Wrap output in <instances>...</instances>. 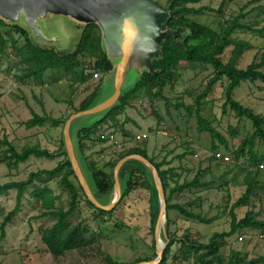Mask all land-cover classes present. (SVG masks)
Masks as SVG:
<instances>
[{"label":"rangeland","instance_id":"rangeland-1","mask_svg":"<svg viewBox=\"0 0 264 264\" xmlns=\"http://www.w3.org/2000/svg\"><path fill=\"white\" fill-rule=\"evenodd\" d=\"M149 1L165 10L170 0ZM221 2L222 0H202L189 7L217 11ZM237 17H241V22L250 24L257 30L263 29L264 0H232L225 4L221 13L203 11L199 15L188 16L190 20L216 32L220 31L226 21ZM41 26L46 37L57 38L54 49L64 54L74 51L83 27L69 19L53 16L47 17ZM14 27L0 26V37L5 41L4 48L0 51V140L7 138L18 151L26 146H38L53 153L54 157H32L15 169L0 164V185L24 181L30 173L52 170L66 159L62 153L65 121L77 113L80 105L95 89L102 86L104 78L99 73H93L86 83L77 85L72 84L63 71H47L41 80H21L25 65L14 50L11 40L16 42L15 48H22L25 40ZM17 27L23 28L29 34L24 26ZM31 37L41 47L46 45L34 39L33 35ZM233 38L249 42L252 46V50L245 53L241 60L243 68L258 59L264 48V35L236 31ZM178 74L179 81L176 85L164 89V99H155L142 90L137 93L117 121L105 127L103 134L107 142H87L85 156L110 174L113 172L110 164L118 161L121 154L134 146L143 145L149 158L155 163H169L162 169L175 168L176 173L181 175L180 182L192 180L198 170H203L202 180L210 184L208 188L175 195L172 204H180L208 219L216 218L215 221L211 225H201L171 211L170 224L167 229L166 224L164 225L163 232L165 230L167 235L177 239L187 234L192 239L207 244L214 233L229 231L228 211L246 190L245 176L250 171L249 161L244 157L236 160L233 155L242 142L253 134L254 128L249 120H238L230 111L226 115L222 114L226 83H217L200 107L201 115L223 136L227 144L225 148L216 142L219 149L213 150L210 136L198 129L194 113L195 101L206 89L213 69L209 66H188L182 63ZM234 99L251 108L254 113L264 115V83H243L235 91ZM32 111L58 120V124L54 126L46 123L42 127L26 129L23 123L31 118ZM97 119L99 116L79 119L72 125V135L75 128L88 126ZM141 134H145L147 138L139 142L135 136ZM5 150L6 147L0 146V160ZM254 150L257 154H261L263 150L258 140ZM217 152L231 155V162L223 164L217 161ZM71 180L78 182L73 177ZM120 181L124 184L126 175L121 176ZM257 182L258 186L246 205L235 210L239 219L252 212L258 215L259 220L264 221V173H259ZM48 185L60 198L57 207L68 210L67 192L58 181H52ZM32 191L33 187H30L24 196L21 212L5 227L3 239L0 230V264H106V256L123 264H134L138 259H153L154 234L151 232L149 194L146 191H136L129 195L112 216L103 218L82 199L68 222L73 226L82 224L87 227L95 243L57 258L47 252L41 239L42 231L51 227L56 220L41 216L39 205L31 197ZM109 200V197L103 199L104 203ZM15 201V191L0 196V211L8 214L14 208ZM3 220L4 217H0V226ZM262 234L260 230L242 229L227 240L222 253L227 255L233 249L248 254L250 258L264 256V238L260 237ZM161 240L164 242L162 236ZM179 248L180 244L176 243L171 257L179 258ZM169 264H178V261L170 259Z\"/></svg>","mask_w":264,"mask_h":264},{"label":"trees","instance_id":"trees-1","mask_svg":"<svg viewBox=\"0 0 264 264\" xmlns=\"http://www.w3.org/2000/svg\"><path fill=\"white\" fill-rule=\"evenodd\" d=\"M201 1H169L172 18L167 28L173 30L186 28L190 34L186 38H183V36L179 38L169 37L165 42L160 43L163 58L153 62L154 69L158 73L156 75H150L147 72L143 73L135 87L120 97L119 103L113 107L101 122L89 129L80 130L78 134L79 148L94 183V196L98 200L107 198L111 194L114 185L113 172L110 174L106 173L95 162L90 161L85 156L86 143L98 142L99 144H105L107 142L103 134L105 127L117 121L124 109L130 105V100L136 98L137 93L141 90L155 99H164V89L166 87L173 88L179 81L178 71L182 63L188 66L211 67L213 74L206 84V89L195 101L196 109L194 113L197 126L200 132L207 133L210 136L213 142V150L217 151L219 149L215 145L216 142L227 148L223 136L200 113L202 101L212 93L217 83L225 81L222 114L226 115L227 111H230L238 120L243 118L249 120L254 128L253 134L242 142L237 152L233 155L236 160L244 157L249 161L250 171L245 176L246 190L228 211L230 218L229 231L214 233L207 244H202L187 234L181 239L170 237L164 230V234L162 233L161 236L166 246L162 259L158 264H169L170 259L177 260L178 264L189 263L190 261L193 264H264V256L250 258L248 254H242L233 249H230L227 255L222 253V249L227 245V240L242 229L252 228L260 230L264 234V221L259 220L257 214L249 212L239 219L235 213L236 209L246 205L252 196V192L258 186L257 178L259 173H264L256 169L259 163L264 162V115L254 113L251 108L245 107L234 99L235 91L243 83H264V48L259 57H257L258 59L253 60L243 68L241 60L245 53L252 50V46L249 42L233 38V34L236 31L251 32L263 36L264 28L257 30L250 24L241 22V16L226 21L221 26L220 31L216 32L208 26L190 20L188 16L199 15L203 11L221 13L225 4L232 0H222L217 11H213L211 8L189 7L190 5L199 4ZM0 26L9 25L0 20ZM13 29L25 40V45L22 48H15L16 42L11 40L14 50L18 53L23 65H25V72L21 80L29 78L41 80L47 71L52 73L63 71L65 75L69 76L72 84L81 85L86 83L93 73L105 76L113 68L107 54L103 51L101 31L97 25L83 26L74 51L68 54H59L53 49L37 47L32 44L26 30L17 26ZM4 45L5 41L0 37V51L3 50ZM99 89H95L83 101L77 112L83 111L90 106ZM46 123H52L56 126L58 120L47 115L40 116L32 111L31 118L24 122L23 126L26 129H34L42 127ZM256 140L262 145L261 154H257L254 150ZM0 146L6 147L0 164L6 165L9 169L17 168L19 164L27 162L32 157L38 159H52L54 157L53 153L38 146H26L21 151H18L7 138L0 140ZM64 155L66 156L65 153ZM130 155H140L146 158L158 171L166 200L167 220L165 229L170 224L169 212L171 211H175L183 218L196 221L201 225H211L215 221L216 218L208 219L205 216L194 213L192 210L186 209L180 204H172L175 195H180L185 191L208 188L210 184L202 180L203 170H198L192 180L180 182L181 175L176 173L175 168L162 169L169 163H155L152 158H149L145 146H134L121 154L118 161ZM118 161L110 164L112 169H114ZM125 175L126 181L122 198L110 212L97 209L87 200L78 182L71 180V177L75 178V176L70 163L66 159L59 162L52 170L30 173L24 181L8 182L0 185V196L10 191H15L16 193L14 208L6 215L3 211H0V217H4L0 226L1 238L5 237V227L11 224L21 212L24 196L30 187H33L31 197L39 205L42 211L41 216L52 217L56 220L51 227L44 229L41 233L42 243L46 246L47 252L55 258L61 257L67 252L83 250L95 243L94 237L89 234L87 227L82 224L73 226L68 222V218L77 211L82 199L87 206L94 209L103 218L112 216L129 195L136 191H146L149 194L151 232L154 234L159 213V202L152 177L149 171L136 161L128 162L122 167L120 177ZM52 181H58L59 185L69 195L68 210L57 207L60 198L48 185ZM176 243L180 244L179 258L171 257L172 248ZM152 247L155 250L153 259H138L134 264L154 260L156 257L155 239L152 241ZM104 260L106 264H123L107 256Z\"/></svg>","mask_w":264,"mask_h":264},{"label":"water","instance_id":"water-1","mask_svg":"<svg viewBox=\"0 0 264 264\" xmlns=\"http://www.w3.org/2000/svg\"><path fill=\"white\" fill-rule=\"evenodd\" d=\"M62 17L77 24L97 25L101 31L103 51L107 54L113 68L104 76L103 84L88 108L71 115L64 124L63 150L66 161L83 190L87 200L97 209L110 212L120 202L124 184L120 181L122 167L131 161L142 164L150 173L158 194L159 213L154 229L156 257L152 261L137 264H158L163 255L166 243L161 235L167 220L166 200L157 169L146 158L130 155L119 160L113 169L114 185L110 200L104 203L94 196V183L87 168L84 156L79 148V131L89 129L101 122L119 103L120 97L135 87L142 74L147 72L156 75L153 62L163 58L160 43L169 37L186 38L190 32L186 28L176 30L167 28L172 18L170 6L162 9L149 0H0V20L9 26L22 25L45 46L53 49L58 40L46 37L42 32V23L47 17ZM79 39V38H78ZM78 42V41H77ZM49 47V48H47ZM68 54V53H65ZM99 116L88 126L75 128L72 125L81 118ZM107 197V198H108Z\"/></svg>","mask_w":264,"mask_h":264},{"label":"built area","instance_id":"built-area-1","mask_svg":"<svg viewBox=\"0 0 264 264\" xmlns=\"http://www.w3.org/2000/svg\"><path fill=\"white\" fill-rule=\"evenodd\" d=\"M97 76V74L95 75ZM147 138V136L145 134H141V135H137L135 136V139L139 142L145 140ZM231 158L232 156L231 155H227V154H222V153H219L217 152L216 155H215V159L223 164H228L229 162H231ZM257 170L261 171V172H264V162H261L257 165L256 167ZM262 239L264 238V234H262L260 236ZM240 240H242V238H240Z\"/></svg>","mask_w":264,"mask_h":264},{"label":"bare ground","instance_id":"bare-ground-1","mask_svg":"<svg viewBox=\"0 0 264 264\" xmlns=\"http://www.w3.org/2000/svg\"><path fill=\"white\" fill-rule=\"evenodd\" d=\"M33 35V34H32ZM34 39H35V36L33 35Z\"/></svg>","mask_w":264,"mask_h":264}]
</instances>
